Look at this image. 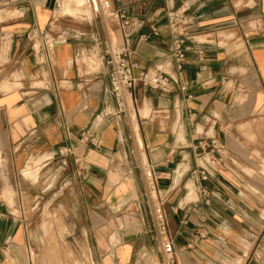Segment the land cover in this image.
<instances>
[{"label": "crops", "instance_id": "1", "mask_svg": "<svg viewBox=\"0 0 264 264\" xmlns=\"http://www.w3.org/2000/svg\"><path fill=\"white\" fill-rule=\"evenodd\" d=\"M96 1L0 0L8 6L0 9V264H30L36 210L45 202L61 210L64 192L106 209L100 224L111 207L135 210L116 232L91 220L86 240L101 244L81 254L90 264H166L156 200L174 264H264V0H107L106 14ZM70 5L82 12L68 13ZM167 8L195 19L189 30L201 52L188 51L181 72L169 56ZM114 46L131 50L137 70H161L170 90L137 83L126 113L105 116L116 110L105 64ZM86 128L99 132L98 148L79 141ZM200 138L224 164L205 180L198 171L211 146L202 151ZM64 144L80 168L57 155Z\"/></svg>", "mask_w": 264, "mask_h": 264}, {"label": "built area", "instance_id": "2", "mask_svg": "<svg viewBox=\"0 0 264 264\" xmlns=\"http://www.w3.org/2000/svg\"><path fill=\"white\" fill-rule=\"evenodd\" d=\"M97 2L101 5L104 13L109 11V3L107 0H97ZM118 16L120 19V31L123 36H126L129 26V19L126 14V10L121 9L118 11ZM165 20L171 39L169 56L174 62L177 71L181 72L182 65L185 61V54L192 50H196L198 53L201 52V50L194 47L193 36L189 30L190 26L195 22V19L191 14L186 12L185 8H167L165 10ZM152 33H156L155 28H152ZM139 38L141 40H146L148 38V34H141ZM131 56V50L125 46H114L108 52L105 64L108 68L109 94L115 100L116 110L114 113H104L105 116L119 114L124 115L126 113L127 109L131 106V104H133L134 99L130 90L133 89L137 83L142 84L144 87L159 90L165 93L170 90L168 87L170 80L161 70H137V65L132 60ZM172 80L177 82L174 79ZM180 89L183 90L184 87L181 86ZM79 141L83 145L89 144L95 148H98L101 145L100 134L96 129L86 128L81 130L79 134ZM198 146L202 149V151L205 150L207 146H211L206 152L208 155V162L206 166H200L198 171L200 178L205 180L209 169L218 170L219 168L224 167V164L221 158L214 154V147L212 144L208 145L205 140L200 138L198 140ZM57 155L62 158L72 156L75 162H77L78 168L82 166L81 156L75 154L71 145H60L57 148ZM197 155L200 156L201 154ZM65 164L66 161L63 162V166ZM144 176L148 187L154 190L156 181L152 166L148 165L145 167ZM153 211L154 220L163 237V262L166 264H174L175 251L173 240L166 231L165 212L160 200H156Z\"/></svg>", "mask_w": 264, "mask_h": 264}, {"label": "rangeland", "instance_id": "3", "mask_svg": "<svg viewBox=\"0 0 264 264\" xmlns=\"http://www.w3.org/2000/svg\"><path fill=\"white\" fill-rule=\"evenodd\" d=\"M97 6L102 14H106L103 12L98 2ZM3 8L6 9L8 6L0 3V9ZM76 8L77 7L70 5L67 12L71 14L82 12L77 11ZM89 9L91 11L93 7L91 6ZM83 10L87 11L88 9L84 7ZM91 16L90 12L82 15V17H87V19L91 18ZM110 34L113 44H115L116 37L113 32H110ZM65 183L66 182L63 181L61 186H64ZM149 194L150 197L155 198L153 189H149ZM83 196L84 193L82 195H76L75 197L74 194L72 196L64 192L62 194V200H64L67 206L63 203L61 210L59 208L58 210L55 209L53 204L50 206L47 205V202L41 204L36 210V220L33 229L38 233L37 237L39 239L31 243V248L29 249L31 254L30 264H90L92 257L81 256V254L85 252L89 253V249L96 248L97 244H101V242L96 243L94 240H86L87 236L89 238V234H93L91 220L94 222V227H96V223H99L97 227L100 229L104 226L103 231H107V228H109L110 232H116L120 227L131 226L135 212L133 207H111V209H109V222L100 224L103 220L102 211L106 209L97 207L91 208L90 204L86 206L82 201ZM48 199L49 198H45L44 201ZM57 213L60 214V216ZM91 214L93 215V219L91 218ZM71 221L74 223L72 230H70V225L68 224ZM71 232L76 236L75 240L66 236V234Z\"/></svg>", "mask_w": 264, "mask_h": 264}, {"label": "bare ground", "instance_id": "4", "mask_svg": "<svg viewBox=\"0 0 264 264\" xmlns=\"http://www.w3.org/2000/svg\"><path fill=\"white\" fill-rule=\"evenodd\" d=\"M97 2V1H96ZM64 4H66V3H64ZM58 6H59V4H58ZM154 195H155V192H154Z\"/></svg>", "mask_w": 264, "mask_h": 264}]
</instances>
